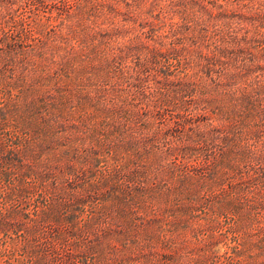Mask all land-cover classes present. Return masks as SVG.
<instances>
[{
	"label": "trees",
	"instance_id": "obj_1",
	"mask_svg": "<svg viewBox=\"0 0 264 264\" xmlns=\"http://www.w3.org/2000/svg\"><path fill=\"white\" fill-rule=\"evenodd\" d=\"M113 1L99 3L86 0L85 4H78L77 20L71 21L72 15L67 12L53 41L45 34L46 25L37 21L38 25L31 34H34L41 50L25 56L33 61L31 70L25 68V62L19 63L15 59V55L20 54L16 37H10L7 32L0 37V84L7 91L5 102L0 103V122H20L16 125V132L10 134V141L0 138V184L15 185L13 190L3 189L1 201L8 202L19 194L29 193L24 184L28 175L36 181L40 179L47 189L45 182L52 173L43 170L54 166L46 163V158L65 160V164L55 165L61 173L55 174L58 176L55 184L56 188L66 191L60 177L76 170L75 164H67L71 161L69 157L77 154L76 158L82 159L85 163L82 167L87 170L93 166L94 160L100 159L99 148H106L116 159L115 168L108 167L110 176L106 180L111 182L123 170H126L129 180L128 197L125 199H120L121 194L114 187L117 202L113 203L125 222L123 233L133 238L141 248H148L150 254H144L146 261L159 264L158 243L159 246L161 243L173 244L175 239L173 236L158 238L163 218L158 205L164 206L167 213L175 214L181 206L182 210H187L183 203L196 199L201 181H195L183 171L176 172L175 168L165 170L166 158L160 155V131L155 129V123L170 106L178 110L180 122H228L214 125L209 131L196 129L186 138L180 137L181 141L190 142L180 145L184 156L200 151L205 142H217L221 151L214 153V162L209 160L200 164L204 167L215 163L216 172L221 166L227 172L235 167L232 155H242L246 146L249 149L256 146L254 149L258 150L260 144L264 148V139L254 143L259 130L264 131V75L260 73L264 66L257 62L259 59L252 49L257 42H264V34H258L262 39L248 35L240 37L237 29L244 23L243 19L253 20L260 26L264 21V4L257 0ZM209 5L220 10L211 11L208 16ZM0 6V27H3L11 14L6 4L1 3ZM257 7L259 10L247 18L241 14L244 9L251 11ZM174 15L181 17V23L174 21ZM116 18H121L119 25ZM210 25L214 26L215 34L209 33ZM162 29L166 30L160 33ZM162 36L170 40V53L156 49V46L151 50L146 44V49L141 47L140 58L146 57L142 61H147L150 51L153 54L151 62L171 55L183 75L166 83L159 82L162 85L151 84L149 89L142 88V66L135 61L132 64L129 52L144 37L164 46ZM135 40L138 43L135 44ZM247 43H253V46L249 47ZM8 64L12 69L9 77ZM13 88L18 90L16 95ZM192 106L194 115H188L187 109ZM99 122L105 123L100 125ZM236 129L238 132H234ZM21 133L25 134L21 136ZM146 134L152 135L149 138L141 136ZM195 137L199 139L197 143ZM7 156L14 159V171L4 167L3 160ZM21 168L23 172L18 174L16 171ZM133 169H138V172ZM140 176L148 179L141 186L136 184ZM255 177L251 175L248 179L254 180ZM161 180L166 182L165 188L159 185ZM125 184L119 183L118 188ZM230 187L235 194L238 192L237 182L230 183ZM136 189H140V194L133 191ZM240 195V204L247 202L249 207L254 206L253 213L261 216L264 222V196ZM261 195H264L263 190ZM73 203L55 200L49 206L47 217L56 221L70 220L73 224L72 218L76 217L75 210L71 208L76 205ZM55 207L58 211L61 207L68 208V211L64 216L55 214V211H50ZM148 210L154 216H149ZM10 211L8 213L15 217L16 210ZM137 216L142 218V222ZM170 222L174 224L173 220ZM72 231L68 228L66 232ZM255 235L263 242L264 223L259 224ZM256 246L263 248V243ZM163 256L174 258L171 253Z\"/></svg>",
	"mask_w": 264,
	"mask_h": 264
},
{
	"label": "rangeland",
	"instance_id": "obj_2",
	"mask_svg": "<svg viewBox=\"0 0 264 264\" xmlns=\"http://www.w3.org/2000/svg\"><path fill=\"white\" fill-rule=\"evenodd\" d=\"M93 1L102 3L107 0ZM109 1L114 2L113 0ZM257 2L264 4V0H257ZM1 3L10 7L8 11H10L11 16L6 19L9 21L0 27V37L2 38L4 32H7L10 37H16L20 54L19 56L16 54L15 59L19 63L25 62V68L28 67L31 70L30 64L33 61L30 62L25 56L31 55V52L36 54L41 50L38 41L33 36L34 34H31L38 25L37 21L46 25L45 34L47 37L51 36L53 41L55 32L63 26L65 14L69 12L72 15L71 21H76L79 12L77 5L85 4L86 0H44L40 2H34V0H0ZM209 6L208 16L211 11L220 10L217 6ZM258 10V7L251 11L244 9L241 14L247 18ZM174 21L181 23V17L174 15ZM243 21L244 23L240 27L233 26L238 29L240 37L248 35L249 37L260 38L258 34H264V21L260 26H258L260 23L250 19H243ZM116 23L119 25L121 18H116ZM212 25H210L209 33L215 34V28ZM24 28H26L25 31ZM165 30L162 29L160 33L165 32ZM27 34L28 36H26ZM151 40L146 37L140 43L135 40L134 42L135 44L138 43V46L129 52V60L132 64L135 61L142 66L141 87L145 89H149L151 84L158 86L161 84L159 82L166 83L167 80L183 75L180 71L182 70L181 67L178 69L179 64L171 55L166 56L161 61L151 62L150 59H152L153 54L150 51L149 59L142 61L146 57L140 58L139 55L142 48L146 49V44L151 50H154L156 46V49L161 48L166 53H170V49H172L169 46L170 40L168 38L162 36V40L166 44L164 46H159ZM143 42L144 45L141 44ZM253 43L246 45L252 47ZM252 49L255 52L254 56L259 59L257 62L264 66V53H261L264 51V42H257V45L253 46ZM144 52L146 51L144 50ZM11 70V65L8 64V77L12 74ZM260 73L264 75V71ZM12 91L15 95L18 93L16 88H13ZM6 97V87L0 84V103L5 102ZM194 112L193 106L187 109L188 115H194ZM19 123L0 122L2 125L0 126V138L10 141L8 138L10 134L16 132V125ZM99 123L102 125L105 122ZM223 123L227 124L228 122H180L178 110L172 106L155 123V129L160 131L159 140H161L160 147L159 145L157 147L162 150L160 155L162 154L166 158L165 170L175 168L176 172L183 171L194 177L195 181H201L196 199L193 202L186 201L183 203L187 210H182L183 206H181L177 208L175 214L167 213L164 212V206L158 205V212L163 217L158 238L160 236H173L175 239L173 244L168 242L161 243L159 246L158 243L156 251L159 253V264H264V238L263 242H260L261 237L255 235L256 228L259 227L260 223H264L263 219L261 216H255L253 213L255 210L252 208L254 206L249 207L247 202H242L241 205L239 200V196L242 198L241 193L249 196H264L261 195L262 190L264 194V148L262 145L258 144V150L254 149L257 148L256 146L253 149L246 146V152H243L242 155H238V157L232 155V160L236 162V166L229 169V172L225 171L221 165L219 171L216 172L215 163L204 167L200 165L209 162V160L214 162V153L221 151V146L217 145L215 141L205 142L204 147L195 154L188 153V156H184L185 153L180 152V145L188 142L181 141L180 137L186 138L189 133L196 129L209 131L212 126ZM238 130L236 129L234 132H238ZM259 132L255 135L257 140L254 142L255 144L264 139V131ZM24 134L21 133V136ZM151 135L141 136L149 138ZM195 140L197 143L199 139L195 137ZM8 143L10 144V142ZM232 147L233 145H231ZM154 149L158 148L154 146ZM74 155L75 153L69 157L71 161L67 164H75L76 170L60 177L66 191H63L61 187L56 188L57 184H55V181H58L56 179L58 176L55 174L61 175L55 165L57 163L65 164V160H48V158H46V163L54 167L51 169L43 168V171L49 170L48 172L53 174L46 179L47 189H44L45 185L41 184L40 179L36 181L32 175H28L25 180L30 182L26 181L24 184L29 188V193L19 194L15 199L3 202L1 201L5 192L3 189L13 190L15 185L7 182L0 184V264H151V262L146 261L144 256L145 253L149 252L148 248H141L138 243L134 242L133 238L124 235V219L117 213L118 210L113 203L117 202V199L114 198L116 191L114 187H116L117 193L121 194L120 199L128 197L127 183L129 180L125 173L126 170L120 171L118 176L113 177L110 182V180H106L110 176L108 167L114 169L116 159L109 155L106 148L104 150L99 148L98 157L100 159L94 160L93 166L87 170L82 167L85 164L82 159L76 158L77 154L76 157H73ZM3 161L6 169L14 171V159L11 156H7ZM135 171L138 172V169ZM16 172L22 174L23 168ZM251 175L256 176V179L249 180ZM141 177L142 181H140ZM200 178L202 179L200 180ZM146 180L148 179L140 176L139 179H136V184L139 183L141 186ZM122 182L126 184L119 189V183ZM236 182L238 183V192L235 194L230 183ZM159 185L165 188L166 182L161 180ZM224 187L226 190H223ZM124 189L126 190L124 191ZM136 190L133 191L140 194V189ZM55 200L58 202L66 200L72 203L75 200L73 203L76 204L75 207L71 206L76 212V217L72 218L73 224L70 223V220L56 221L47 217L49 206ZM134 206L136 205L134 204ZM10 210H16L15 217L8 213L11 212ZM50 211H55V214L62 213L64 216L68 208L61 207L58 211L55 207L54 210L50 209ZM147 214L154 216L151 210H148ZM137 217L140 218V216ZM169 220H173L176 225L175 230L173 229L174 224L169 223ZM139 222H142V218ZM68 228L73 231L67 233ZM170 229H173V232ZM66 233L67 235L64 236ZM261 243H263V248L256 246ZM166 253L173 254V260L164 258L163 254Z\"/></svg>",
	"mask_w": 264,
	"mask_h": 264
}]
</instances>
